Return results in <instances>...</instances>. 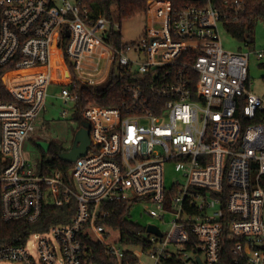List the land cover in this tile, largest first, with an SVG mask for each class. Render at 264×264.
Segmentation results:
<instances>
[{
    "label": "built area",
    "instance_id": "1",
    "mask_svg": "<svg viewBox=\"0 0 264 264\" xmlns=\"http://www.w3.org/2000/svg\"><path fill=\"white\" fill-rule=\"evenodd\" d=\"M192 1L173 8L170 0H148L145 31L116 49L105 39L112 21L82 0H0V70L14 66L0 74V83L15 98L5 100L0 88V222L34 224L49 205L73 208L68 222L24 243L0 245V262L84 264L87 241L95 240L115 264H145L143 251L108 242L109 227L101 223L110 205L122 202L130 211L141 200L150 203L144 206L152 217L169 224L165 230L153 224L162 235L146 230L148 248L141 245L154 264H199L198 258L217 264L228 239L233 264H264V94L249 90L250 57L262 59L264 51L248 43L247 49L224 48L222 7L241 9L243 0ZM55 56L66 82L51 80ZM100 59L108 65L97 78L92 72ZM68 61L93 85L106 80L116 61L117 74L128 78L129 101L124 109L86 106V155L52 170L31 162L23 146L50 138L40 119L50 84L62 85L61 97L77 111ZM24 69L33 74L6 83L7 73ZM167 164L177 174L169 187ZM32 237L35 252L28 246Z\"/></svg>",
    "mask_w": 264,
    "mask_h": 264
},
{
    "label": "trees",
    "instance_id": "2",
    "mask_svg": "<svg viewBox=\"0 0 264 264\" xmlns=\"http://www.w3.org/2000/svg\"><path fill=\"white\" fill-rule=\"evenodd\" d=\"M82 2L94 15H105L112 21L111 29L105 36V39L116 49H120L125 42L121 30H117L113 23L118 22L121 24L124 20L132 19L138 14H145L148 0H82ZM170 2L173 8L193 3L192 0H170ZM222 9L224 10L222 23L226 30L240 42L253 46L255 25L258 21L264 20V0H243L241 9H236L235 6L230 4H224ZM56 57L51 80L66 82L67 78L64 69L62 68L58 71V68L61 67V58L59 56ZM67 64L76 83L78 101L75 116L80 122L82 120L81 113L83 109L90 104L117 106L124 109L125 105L123 104L129 101L128 95L124 92V86L128 78L117 74L118 65L116 61L113 63L106 80L101 84L94 85L78 78L74 73V65L70 61ZM107 65L108 62L101 64L99 77L106 70ZM8 69H14V66L1 69L0 74ZM0 88L5 100L15 101L11 92L1 83ZM244 104L245 99L242 98L241 106L243 107ZM238 117L244 125L250 123V120L243 115L242 109H239ZM64 151H67V149L61 143L55 141L49 142L48 149L42 152V164L52 170L68 167L70 163L63 161L59 157ZM110 207L108 217L101 220V223L107 227L120 230L121 244H144L145 249H147L146 228L128 220V206L125 203L119 202L110 205ZM72 215L73 208L70 205L63 207L49 205L45 210V214L37 223L30 224L22 220L11 221L9 223L0 222V245L24 243L31 234L44 231L53 224L68 222ZM87 243L89 249L88 254L84 258V264H115V259L103 244L95 240H88ZM130 260L134 261L132 256ZM165 264H175V262L168 260ZM217 264H233L231 261V241L229 239L226 240L223 257Z\"/></svg>",
    "mask_w": 264,
    "mask_h": 264
},
{
    "label": "rangeland",
    "instance_id": "3",
    "mask_svg": "<svg viewBox=\"0 0 264 264\" xmlns=\"http://www.w3.org/2000/svg\"><path fill=\"white\" fill-rule=\"evenodd\" d=\"M148 19L146 14H138L129 20H124L121 23V32L123 35V40L126 43H130L139 39V37L145 31ZM220 37L224 48L226 50L237 51L239 49H247L243 42H240L234 38L225 28L223 23L219 25ZM251 49L256 51H264V20H260L255 25L254 34V45ZM57 57L53 61L55 65ZM264 58L258 59L256 55L252 54L250 57L249 67H250V83L249 90L255 94H264ZM96 77H99L96 75ZM62 85L50 84L48 97H47V110L42 112L41 118L47 121V132L50 136L49 139L39 140L38 142L26 141L23 149L26 157L35 163H40L43 158V151H46L49 146V142L55 141L61 143L67 150L72 147L75 134L80 127V121L74 114V109L72 103H65L64 99L61 97ZM68 110L71 114L70 116L63 117L62 111ZM167 179L166 183L169 187L172 184V180L176 178L177 174L173 171L171 164H167ZM145 204L150 205V203H144L143 201H138L133 203L130 208L128 220L134 222L143 228H146L148 224H158L162 229H167L169 224L162 223L159 219L152 217L145 208ZM167 221L171 219V215L168 214L166 217ZM109 238L108 242L115 244L120 243V230L116 228L109 227ZM95 238L98 239L97 235ZM34 238L32 237L28 241L29 249L35 252V247L33 246ZM123 247L130 251H143L141 260L145 264H154L153 259L145 251L143 245L139 244H124ZM0 264H9L8 262H0Z\"/></svg>",
    "mask_w": 264,
    "mask_h": 264
},
{
    "label": "water",
    "instance_id": "4",
    "mask_svg": "<svg viewBox=\"0 0 264 264\" xmlns=\"http://www.w3.org/2000/svg\"><path fill=\"white\" fill-rule=\"evenodd\" d=\"M91 144L90 138V124L86 121L80 122V127L77 130L72 147L62 152L59 157L66 162H73L77 158L86 155ZM147 232H153L158 235H162L160 229L153 224H148L146 228ZM199 264H203L198 258Z\"/></svg>",
    "mask_w": 264,
    "mask_h": 264
},
{
    "label": "bare ground",
    "instance_id": "5",
    "mask_svg": "<svg viewBox=\"0 0 264 264\" xmlns=\"http://www.w3.org/2000/svg\"><path fill=\"white\" fill-rule=\"evenodd\" d=\"M97 47H98L99 49H101L100 45H97ZM90 51H92V50H90ZM90 54H91V53L85 55V58H84L85 63L88 62V59L91 57ZM55 57H56V56H55ZM55 57L53 58V61H54ZM53 61H52V71H51V76H52V73H53V67H54V65H53ZM105 62H108V61H107L106 59H105V60H101V59H100L99 62H97V65H98V66L96 67L97 70L94 69L92 74L95 73V75H96V74L99 75V74H100V69H101V68H100V67H101V64H103V63H105ZM84 66H85V64L82 63L81 66H80V70H81V71L84 70ZM31 74H33V71H32V70H30V69H24V70H20V71H18V72H9V73H7V74L5 75V77H4V79H5V81H6V83H7L8 85H11V84H13V83H15V82H18V81L21 80V79L27 78V77L30 76ZM15 76H19V78H15ZM97 78H98V77H97Z\"/></svg>",
    "mask_w": 264,
    "mask_h": 264
}]
</instances>
